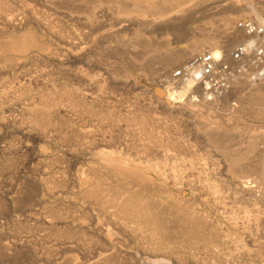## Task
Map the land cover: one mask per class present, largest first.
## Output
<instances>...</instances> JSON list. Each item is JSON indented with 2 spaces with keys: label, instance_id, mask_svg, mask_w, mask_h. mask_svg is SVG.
Returning <instances> with one entry per match:
<instances>
[{
  "label": "bare ground",
  "instance_id": "bare-ground-1",
  "mask_svg": "<svg viewBox=\"0 0 264 264\" xmlns=\"http://www.w3.org/2000/svg\"><path fill=\"white\" fill-rule=\"evenodd\" d=\"M209 1L0 0V148L11 155L18 149L3 134L13 126L27 155L20 151L27 158L18 164L10 160L14 156L0 160L6 189L0 194V218L6 219H0L1 264H261L264 144L257 143H264V131L232 147L226 144L229 128L207 125L203 137L214 142L219 157L206 160L210 155L194 156L183 137L158 133V126L149 130L142 117L122 122L109 109L108 84L117 82L112 62L129 60L153 78L162 111L192 113L177 103L199 101L206 92L196 76L177 81L172 69L208 51L229 64L232 85L205 101L260 113L264 75L251 77L264 58L235 61L230 53L246 38L235 19L260 22L263 5L214 0L225 12L219 22L230 28L219 37H194L186 46H160L152 35L181 36L184 14ZM240 10L245 13L233 14ZM117 83L129 86L127 80ZM250 156L254 162L247 165ZM21 168L19 184L10 174ZM248 169L255 176L245 174Z\"/></svg>",
  "mask_w": 264,
  "mask_h": 264
},
{
  "label": "rangeland",
  "instance_id": "rangeland-1",
  "mask_svg": "<svg viewBox=\"0 0 264 264\" xmlns=\"http://www.w3.org/2000/svg\"><path fill=\"white\" fill-rule=\"evenodd\" d=\"M261 1V2H260ZM263 0H259V1H257V0H254V2L255 3H257V5L259 6V7H261L262 5L264 6V1L262 2ZM212 2V3H211ZM209 5H208V4ZM206 3V5H205V9H204V6L202 7V8H195V9H192V11L191 12H186L185 14H184V16L182 17V20H184V18H186V23H184V28H186L185 30H184V32H183V34L180 36V35H178L177 36V33H174L173 31H167V32H155V33H153L152 35L154 36V39L156 40V41H159L158 43L160 44V46L161 45H168L170 48H178L177 46H179V47H181V46H186V45H189V44H191V42H192V39L195 37H197V38H201V37H219V35H221V31H223V30H228L229 28H230V26H231V24L230 23H221V22H219L220 21V18H222L223 17V15L225 14V12H224V10L220 7V6H218L217 5V3H215L214 4V0H211V1H209V2H207ZM207 8V9H206ZM199 9V10H198ZM201 10V11H200ZM204 10V11H203ZM243 13H245V11L244 10H240V11H236V12H233V14L234 15H239V14H243ZM190 16V18L188 17V15ZM186 15V16H185ZM188 18V19H187ZM245 19H247V18H245ZM181 20V21H182ZM235 20H237V21H240L241 19H240V17H237ZM242 20H244V19H242ZM236 21V22H237ZM159 34H160V36H159ZM157 35H158V37H157ZM164 43V44H163ZM183 59H182V57H181V59H179L178 61L180 62V61H182ZM125 61V60H124ZM122 62V64H121V62L119 61V60H117V61H115V63H113L112 62V68H113V72H114V75H115V78H116V81L118 82V81H121V80H127V82H128V84H129V86L128 85H123V86H121L120 84H118L117 82H115V84H114V82L113 83H110V85H112V87L108 84V90H107V92H110V95L112 96V98H114L113 100H112V98L110 99V101H109V109H111L110 110V112L112 113V115L114 116V117H117V120H119V119H121L122 120V122L125 120V119H127L126 117H129V118H131V119H134L135 120V118H136V120L137 121H139L138 120V118H141V119H144V120H146L148 123V125H147V129H151L152 127H155V129L157 128V126H158V130L156 129V131L158 132V133H167V131H168V133H173V135L175 134V135H177V136H179V137H183V139L182 140H184L185 142H187L188 144L190 143L191 144V146H192V148L194 149V151H196L195 152V155L194 156H196V157H198L200 154V156L199 157H203V156H207V155H210V157H208L209 159H206V160H212L213 158H216V157H219L218 155H216L215 154V152H214V142H213V145H212V141H211V139L208 137V139L206 140V138L205 137H207V135H206V132H207V125L210 127V124H211V126H215L216 125V123H217V125H219V127H220V125H221V129H224V130H226L227 131V129L229 130V131H227V132H230V134H229V139H227L226 141V144L227 145H230V146H232V147H236V146H238V145H240V146H242V145H247L250 141H251V139H253L254 138V136H257V135H259V133H261L262 131H264V110H261V109H263V106H264V95H262L261 97H263V98H259V102H258V107H259V112L260 113H257V114H254V112L253 113H251V112H246L245 110H237V111H233V110H224L223 108H216V106H214V105H212V104H210V103H207L205 100H207L206 99V95H203V97L201 98V99H199V101H195V102H188V103H186V104H181V103H177V106H178V104H179V106L180 107H186L189 111H191L192 113H185V114H181V116H180V113L179 114H177V111H175L174 112V116H171L172 115V113H170V114H167V113H169V112H166V111H162L161 109H160V107H159V105H157V103L155 102L156 100H155V91H153L154 89L152 88V86H153V78L150 76V74H149V72L148 71H146V70H144V68H141V67H139V66H135V65H133L129 60L128 61H125V62ZM129 62V63H128ZM70 63H72V62H70ZM116 63H118V64H116ZM127 63V64H126ZM129 64V65H128ZM123 65V66H122ZM132 65V66H131ZM179 65V64H178ZM178 65H175L174 66V69L175 68H177V66ZM138 67H139V69H138ZM174 69H172V70H174ZM147 72V73H146ZM116 73V74H115ZM148 74V75H147ZM125 78V79H124ZM152 78V79H151ZM119 79V80H118ZM131 79V80H130ZM130 80V81H129ZM130 82V83H129ZM134 83V84H133ZM119 85V86H118ZM138 85V86H137ZM114 86V87H113ZM116 86V87H115ZM128 86V87H127ZM122 87V88H121ZM134 87V88H133ZM116 88V89H115ZM113 89H114V92H113ZM132 89V90H131ZM135 89V90H134ZM131 90V91H130ZM118 91V92H117ZM111 92H112V94H111ZM134 92V93H133ZM140 92V93H139ZM151 92V93H150ZM116 93V94H115ZM117 93H119V94H117ZM132 93V94H131ZM136 93V94H135ZM109 94V93H108ZM121 94V95H120ZM126 94H128L127 96H125ZM138 94V95H137ZM117 95V96H116ZM152 95V96H151ZM114 96V97H113ZM127 97V98H126ZM132 97V98H131ZM135 97V98H134ZM205 97V98H204ZM208 98V97H207ZM150 101H149V100ZM116 100V101H115ZM117 100H121L120 102L119 101H117ZM138 100V101H137ZM113 101V102H112ZM130 101V102H129ZM147 101V102H146ZM205 101V102H204ZM263 101V102H262ZM117 102V103H116ZM146 102V103H145ZM149 102V103H148ZM200 102V103H199ZM113 105H111V104ZM134 103V104H133ZM141 105H140V104ZM116 104H118V105H116ZM128 104H129V106H128ZM139 104V105H138ZM191 104V105H190ZM116 105V106H115ZM122 105V106H121ZM138 105V106H137ZM153 105V106H152ZM199 105V106H198ZM131 106V107H130ZM190 108H189V107ZM192 106H194L195 108H196V110H194V107L193 108H191ZM206 106V107H205ZM207 106H209V107H207ZM117 107H119V109L117 108ZM121 107V108H120ZM123 107V108H122ZM152 107V108H154V109H150V108ZM198 107V108H197ZM214 107V108H213ZM117 108V109H116ZM134 108V109H133ZM140 108V109H139ZM261 108V109H260ZM115 109V110H114ZM124 109V110H123ZM150 109V110H149ZM200 109V110H199ZM134 110V111H133ZM160 112H158V111ZM217 110V111H216ZM116 111V112H115ZM121 111H122V113H121ZM129 112V114L132 116H130L129 114H127V112ZM132 111V112H131ZM153 111V112H152ZM195 111V112H194ZM263 111V112H262ZM133 113V114H131V113ZM136 112V113H135ZM139 112H140V114H139ZM145 112V113H144ZM123 113H125V114H127V115H124ZM154 113V114H153ZM156 113V114H155ZM122 114V115H121ZM134 114H136L135 116H134ZM149 114V115H148ZM151 114H153V115H151ZM177 114V115H176ZM194 114H195V116L197 117H195L194 116ZM197 114V115H196ZM147 116V118H146V116ZM151 115V116H150ZM155 115H156V117H158L159 119H161V120H159V121H163V124L162 125H160L161 124V122H160V124L159 123H157L156 124V119H155V121H153L152 122V119L153 118H155ZM165 115V116H164ZM179 115V116H178ZM190 116V118H186V116ZM160 116H161V118H160ZM169 116V117H168ZM200 116V117H199ZM119 117V118H118ZM138 117V118H137ZM153 117V118H152ZM180 117V118H179ZM149 118H151V121L149 122ZM205 118V119H204ZM163 119V120H162ZM167 119V120H166ZM171 119V120H170ZM189 119V120H188ZM121 120L119 121V122H121ZM158 121V120H157ZM158 121V122H159ZM175 121H176V123H175ZM178 121V122H177ZM180 122V123H179ZM189 122V123H188ZM181 123H182V127H181ZM187 123V124H186ZM192 123V124H191ZM159 124V125H158ZM166 124V125H165ZM187 125L186 127L184 126V125ZM190 125H194V126H190ZM223 125V126H222ZM148 126H150L149 128H148ZM152 126V127H151ZM174 127V129H173V127L172 128H168V127ZM180 126V127H179ZM163 127H166V131L163 129ZM183 127H185V129L183 128ZM191 127V128H190ZM224 127V128H223ZM175 128H178V129H176L175 130ZM188 128V129H187ZM206 128V129H205ZM226 128V129H225ZM149 129V130H150ZM154 128H153V130H155ZM168 129V130H167ZM172 129V130H171ZM180 129V130H179ZM187 129V130H186ZM11 130V132L9 133V131ZM160 130V131H159ZM190 130V131H189ZM3 131H5V132H3V134L5 135V137L7 136H9V139H8V141H12V140H14V141H12V143H14V146L16 147V148H18V149H15L16 150V152L15 153H12V154H14V155H11V154H9V153H7L6 151H2L1 150V148H0V160H5V159H10V157H12V156H14L12 159H10V160H14V163L16 164L17 162H18V160H19V162H20V160H25V158H27L26 156V152L24 153L23 151H25L23 148H21L20 147V144H21V142L22 141H24L25 139L23 138V136H22V134H20V133H18L17 132V129H16V127H14L13 128V126H9L7 129L5 128ZM16 133H18V134H16ZM165 131V132H164ZM181 131H183V132H181ZM187 131V132H186ZM189 131V132H188ZM206 131V132H205ZM176 132V133H175ZM194 132H195V134L197 135V136H200V138L199 137H197L195 134H194ZM235 132H236V134H237V137H236V135H235ZM28 133H29V135H33V131L32 130H28ZM170 133V134H171ZM178 133V134H177ZM181 133H182V136H181ZM186 133V134H185ZM232 133V134H231ZM14 134L17 136H15L14 137ZM140 134H142V133H140ZM139 134V135H140ZM189 134V136H187ZM18 135H19V138H18ZM145 134H143L142 136H144ZM191 135H192V137H191ZM194 135V136H193ZM206 135V136H205ZM233 135H235V136H233ZM184 136H187V137H189V138H187V137H184ZM203 136H205V137H203ZM232 136V137H231ZM195 137V138H194ZM233 137H235V138H233ZM257 137H259V136H257ZM14 138V139H13ZM15 138H17L16 140H15ZM196 138H198V139H196ZM21 139V140H20ZM22 139H24V140H22ZM191 139H193V141L191 140ZM201 139V141L199 142V141H197V140H200ZM237 139V140H236ZM188 140H189V142H188ZM191 140V141H190ZM197 141L198 142V144H197V142H195L194 143V141ZM204 142H203V141ZM206 140V141H205ZM234 140H236V141H234ZM0 141H2V140H0ZM234 141V142H233ZM242 141V142H241ZM261 141L262 140H259L258 141V145L259 144H261L260 145V147L264 144L263 143V141H262V143H261ZM15 142H16V144H15ZM37 142H39L40 144H46V145H48V142H44V141H42L41 140V142H40V140H37ZM241 142V143H240ZM248 142V143H247ZM260 142V143H259ZM18 143V144H17ZM237 143V144H236ZM240 143V144H239ZM246 143V144H245ZM4 145V142L2 141V142H0V146L1 145ZM196 144V145H195ZM203 144V145H202ZM206 144V145H205ZM242 144V145H241ZM18 145H19V147H18ZM201 145L203 146V147H201ZM213 146V148H212V146ZM258 145H257V147H258ZM198 146V147H197ZM201 147V149L202 148H204L203 150H199L200 149V147ZM205 146H206V149H205ZM209 146H210V149H209ZM207 147H208V149H207ZM198 149V150H196V149ZM22 149V150H21ZM210 150V151H209ZM20 151H22L23 153V155H26V156H23L22 154H21V152ZM172 151V152H171ZM202 151V152H201ZM209 151V152H208ZM169 154H175V157H180V156H182L181 154L179 155V153L178 152H176L175 150H169ZM201 152V153H200ZM206 152V153H205ZM210 152H212V153H210ZM7 153V154H6ZM200 153V154H199ZM210 153V154H209ZM19 154V155H18ZM213 154H214V156H213ZM3 155V156H2ZM20 156V157H18V156ZM8 156H9V158H8ZM15 156L17 157L16 159H15ZM211 156H212V158H211ZM189 157V156H188ZM251 157V159H249ZM248 159H247V161H246V164L247 165H251V164H253V160H254V158H253V156H250ZM193 158V157H192ZM195 158V157H194ZM16 160V161H15ZM174 160V159H173ZM171 158H170V161H173ZM252 161V163L250 162V161ZM18 162V163H19ZM251 164H250V163ZM17 163V164H18ZM249 168L251 167V166H248ZM23 170V171H22ZM25 171H26V168H25ZM248 171H249V169H248ZM245 171V174H248V175H250V176H255V174L253 175V173H250V172H252V170L251 171ZM18 172V173H17ZM248 172V173H247ZM16 173L17 174H15L14 172H12L11 174H10V176H11V178H14L13 180H16V182H19L20 180H23V176L25 175V172H24V168L22 169H20V170H18V171H16ZM250 173V174H249ZM21 174V175H20ZM17 175H19V176H17ZM16 177V178H15ZM19 179H18V178ZM18 180V181H17ZM1 182V181H0ZM21 182V181H20ZM20 182H19V184H20ZM18 184V183H17ZM260 187H262V188H264V184L263 183H261L260 184ZM0 188H1V190H0V194H2V195H5L4 193L6 192L5 190V186H4V184H3V186H2V182H1V184H0ZM3 188V189H2ZM0 219H2V220H0V222L2 221V223L3 224H5V221H6V219H3V218H0ZM5 220V221H4ZM2 223H0V224H2ZM151 259H140V261H139V264H156V262L153 260H151ZM250 262H252V260H248L246 263H250ZM260 263L261 264H264V260H260ZM1 264V263H0ZM158 264V263H157ZM161 264H166V262L165 261H162L161 262ZM167 264H170V263H167Z\"/></svg>",
  "mask_w": 264,
  "mask_h": 264
},
{
  "label": "built area",
  "instance_id": "built-area-1",
  "mask_svg": "<svg viewBox=\"0 0 264 264\" xmlns=\"http://www.w3.org/2000/svg\"><path fill=\"white\" fill-rule=\"evenodd\" d=\"M236 26L244 32L246 38L244 42L234 48L230 56L235 61H242L243 58H254L258 61L264 58V17L260 22L252 19L237 21ZM229 64L221 58H216L212 53L203 51L196 55L189 63L178 65L172 70V77L181 81L190 76H196L197 81L202 86L201 90L206 92L209 99L222 91L227 90L232 85L230 80ZM252 80L257 81L264 75V64L256 65Z\"/></svg>",
  "mask_w": 264,
  "mask_h": 264
}]
</instances>
